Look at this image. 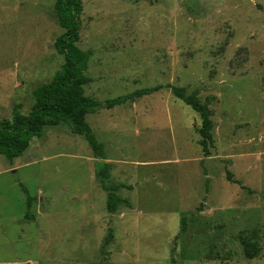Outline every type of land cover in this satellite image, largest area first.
<instances>
[{
    "label": "rangeland",
    "instance_id": "obj_1",
    "mask_svg": "<svg viewBox=\"0 0 264 264\" xmlns=\"http://www.w3.org/2000/svg\"><path fill=\"white\" fill-rule=\"evenodd\" d=\"M56 1L0 0V121L27 115L65 63ZM82 6L85 94L159 88L87 115L103 157L67 123L0 153V264H264V0ZM169 85L208 107L209 153ZM99 163L130 206L107 210Z\"/></svg>",
    "mask_w": 264,
    "mask_h": 264
},
{
    "label": "trees",
    "instance_id": "obj_2",
    "mask_svg": "<svg viewBox=\"0 0 264 264\" xmlns=\"http://www.w3.org/2000/svg\"><path fill=\"white\" fill-rule=\"evenodd\" d=\"M55 9L59 24L65 29V32L57 37L55 46L57 51L65 56V63L50 82L34 89L35 103L27 115L15 110L10 120L0 121V153L9 160L21 156L29 148L33 138L43 135L46 127L60 123L69 124L76 134L84 136L96 156L103 157L105 155L104 144L98 141L86 120L87 115L123 105L137 97L151 94L159 88L158 86L147 87L105 100H96L86 95L85 86L91 82V78L86 74L90 54L77 46L82 26V0H57ZM168 87L172 89L176 97L182 99L201 115V144L204 152L209 153V147L213 142V123L208 107L197 95H186L181 87L172 85ZM96 176L102 188L108 192L107 210L109 212H116L122 204L130 206L127 199L115 193L118 185H108L107 181L111 177L108 163L97 165ZM228 178L231 180L230 174ZM112 236V232L109 231L106 243L111 241Z\"/></svg>",
    "mask_w": 264,
    "mask_h": 264
}]
</instances>
